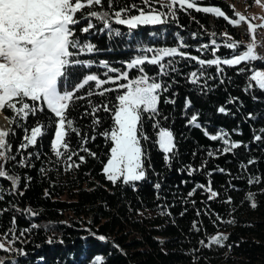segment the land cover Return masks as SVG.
<instances>
[{"label":"trees","instance_id":"1","mask_svg":"<svg viewBox=\"0 0 264 264\" xmlns=\"http://www.w3.org/2000/svg\"><path fill=\"white\" fill-rule=\"evenodd\" d=\"M131 3L139 6L141 0H117L116 7ZM160 4L156 0L154 6L159 8ZM202 4L220 7L230 18L234 17L233 6L227 0H202L198 6L203 7ZM94 23L97 28L87 35V39L99 51L81 58L91 59L95 64L91 69H70V73H76L75 77L70 76L72 84L87 72L100 74L103 79L106 70L100 66V61L123 71L131 60L142 55L151 56L153 53L144 51L148 48H179L183 42L187 45L182 49L184 52L211 59L214 58L211 48L203 53L197 49L216 39L220 45L216 55L225 59L235 53L223 46L226 43L224 33L241 45L237 52H242L248 44V34L239 32L223 18L194 9L178 10L176 19L169 18L168 23L161 25L129 29L126 25L113 23L112 28L121 33L119 36L98 31L102 24ZM176 61L177 73L158 78L169 85L159 105L167 119H158L161 126L174 133L178 155L171 167L166 165L164 153L156 143L155 121L148 119L146 114L144 131L149 139L142 143L147 153V179L137 182L135 190L119 182L113 185L103 173L111 143L100 133L112 127L111 114L97 113L102 121L99 128H94L91 116H84L85 110H90L92 105L108 103L112 107L120 92L94 95L90 98L91 105L88 100L78 101L69 112L80 128L81 136H96L87 144L82 143L81 137L71 136V149L85 156L87 161L79 169L65 172L63 164L55 162L50 148L55 131L52 126L36 148L27 150L35 152L38 149L40 158L33 156L31 167L17 166L21 155L16 153V148L23 142L24 127H34L37 119L41 122L50 117L55 119L47 109L36 118L30 117L27 125L16 127L15 135L7 138L16 161L8 162L7 167L20 177L19 191L23 195L13 194L9 190L10 182L0 179V185L4 187L3 199H0V241L5 234H9L10 241L13 232L17 237L13 251L0 250V259L5 264H92L96 257L103 258L105 264H264V92H248L246 83L250 73L239 72L240 68L261 67V63H242L235 67L221 65L223 73L214 66L204 68L206 75L213 77L208 80L210 87L205 94L188 81V75L200 66L180 57ZM145 67L149 75L156 76V66ZM129 75L137 77L140 73L133 69ZM87 90H81L78 95H84ZM254 95L258 98L254 99ZM186 97L192 101L187 114ZM169 98L174 99L175 104L164 102ZM232 98H238L237 102L230 103ZM221 106L229 110L228 114L218 112ZM0 113L4 118L13 115L7 109ZM193 113H199L202 128L188 124ZM250 113L254 118L249 117ZM205 130L211 134L227 132L230 139L240 142L242 147L230 154L209 157L207 152L215 151L221 142L210 140L205 136ZM256 135L262 139L254 140ZM82 146L96 153V158L80 151ZM73 159L79 162L78 157ZM249 161L255 163L249 164ZM202 164H206L202 171L192 176L187 174L189 165L200 168ZM42 168L46 170L44 173ZM254 178L259 182L250 183ZM209 181L218 193L215 199H208L209 194L202 189H197L193 197L187 196L196 185H207ZM156 183L161 184L159 190L154 187ZM249 194H254L256 207L251 206L253 201L248 199ZM28 209L37 215H30ZM229 220L234 223H227ZM217 234L228 236L223 247L201 245V240L207 244L209 238ZM101 235L105 241L98 239ZM49 239L53 243H49ZM20 250L25 254H19Z\"/></svg>","mask_w":264,"mask_h":264},{"label":"snow or ice","instance_id":"2","mask_svg":"<svg viewBox=\"0 0 264 264\" xmlns=\"http://www.w3.org/2000/svg\"><path fill=\"white\" fill-rule=\"evenodd\" d=\"M117 0H0V112L5 109L11 111V117L6 116L7 127H0V179L10 182L9 189L13 194L23 195L20 188V177L12 174L8 170V162L16 161V154L12 152V144L8 141L9 136L15 135L16 127L21 124L27 125L30 117L36 118L38 113H44L47 109L55 119L41 122L36 120L34 127H24L23 142L17 146L16 153L21 155L17 166L31 167L33 156L40 158V152H28L32 147L36 148L42 142V137L47 134L50 126L54 127V139L51 141L50 148L57 164H63L64 171L79 169L86 163V158L73 151L70 146V138L73 134L81 137L82 143L87 144L89 139L95 140L96 136H81L80 128L70 118L69 112L77 106L78 101L88 100L94 95L106 96L111 92H120L116 97L117 103L109 107L108 103L102 105H92L86 109L84 116L92 117L94 128H99L101 118L98 112L104 111L111 114L112 127L110 130L100 133L106 140L110 141V155L107 163L103 167L106 179L113 185L122 183L125 186H132L135 190L137 182L147 179V168L145 160L147 153L143 141H147L149 136L144 131V120L147 118L155 121L153 127L158 129L156 143L158 148L164 153L166 165L171 167L173 160L176 159L177 144L174 133L166 127L161 126L160 119H167L162 115L159 107L162 94L168 92L169 85L163 82L160 77L169 76L177 73L178 69L174 66L177 57L185 60L195 61L200 68L192 71L188 75L189 83L196 85L202 93L206 94L210 85L208 80L213 79L203 71L206 67H215L219 73H223L221 65L235 67L238 65L252 64L260 61L264 63V52H258V48H264V43L256 40L257 29L264 27V23L255 25L254 18L246 17L234 11V17L230 18L220 7L203 6L198 4L202 0H166L155 7L156 0H141L140 5L136 3L125 4L116 7ZM259 4L260 0H254ZM87 9V10H86ZM205 14H214L217 18H223L228 24L238 27L247 24V34L250 36V43L244 46L242 52L236 50L241 45L227 33L223 36L226 43L223 45L235 53L232 58L221 59L216 53L219 52L220 45L216 39H212L210 44L201 45L197 51L203 53L211 48L214 58L202 59L184 52L182 49L187 45L181 42L180 47H165L158 50L148 48L145 52L153 53L151 56L142 55L126 64L125 70L111 67L108 62L100 61V66L106 71L100 74L87 72L84 73L75 84L71 83L70 76L75 77L76 73H70V69L81 68L91 69L95 61L82 59L81 57L91 56L99 51L95 44L87 39V35L97 28L94 21H99L102 28L108 35L119 36L121 33L112 28V24L126 25L129 29H136L141 25H161L166 24L169 18L176 19L178 10H192ZM133 12L137 14H132ZM87 20L84 24L83 21ZM79 26V27H78ZM80 33L78 36L77 33ZM216 36V33L212 34ZM167 58V59H166ZM146 65L157 67L156 76H151L146 71ZM137 70L140 75L130 77L131 70ZM248 71V82L246 90L252 92H264V70L256 67L240 68L239 72ZM115 73L116 75H110ZM121 81H124L121 83ZM223 83V80H221ZM67 85V86H65ZM114 85L115 87H105ZM90 86V87H89ZM88 88L84 95L78 93ZM253 98H258L255 95ZM238 98H232L229 102L235 103ZM165 103L175 104L174 99H166ZM185 114L192 108V101L185 98ZM228 109L224 106L218 108V112L228 114ZM254 118V114H249ZM188 124L196 128H202L199 122V113H193L188 119ZM205 136L212 141H220L221 146L215 151H208L207 156L218 157L233 153L242 147L240 142L230 139L229 133L218 131L215 134L204 132ZM261 136H254V140L260 141ZM80 151L87 152L93 158L96 153L91 152L87 147H81ZM24 153H27L24 155ZM195 155V153H193ZM78 157L79 162L73 159ZM255 161H249V164ZM206 167L202 164L200 168L191 165L187 168V174L192 176ZM223 172L224 169H218ZM46 170L41 169L44 173ZM211 176V172L208 173ZM30 177L26 180L30 181ZM250 183L259 182L258 178L249 181ZM154 187L159 190L160 183ZM197 189H202L209 194L208 199H215L218 193L213 190L211 181L207 185L198 184L190 192L188 197L196 195ZM4 187L0 185V199H3ZM248 199L253 201L252 207H256L254 194H249ZM193 204L195 201H191ZM231 203V200L228 201ZM30 215H37L30 209L26 210ZM170 215V213H162ZM183 214V213H182ZM199 215V211L197 212ZM234 223V221H227ZM37 227V225H33ZM194 223V228H195ZM199 231V229H196ZM5 234L3 242H0V250L11 252L12 245L17 237L11 233V240ZM23 235V233H21ZM99 240L105 241L104 236H99ZM228 236L217 234L209 238V242L201 240V245L211 247L217 245L224 246ZM53 243L51 239L48 241ZM62 242V241H61ZM5 243L8 246H5ZM163 243V242H162ZM118 247V246H117ZM231 247V245H229ZM19 254H25L22 250ZM0 264H5L0 259ZM92 264H105L101 257L92 260Z\"/></svg>","mask_w":264,"mask_h":264},{"label":"rangeland","instance_id":"3","mask_svg":"<svg viewBox=\"0 0 264 264\" xmlns=\"http://www.w3.org/2000/svg\"><path fill=\"white\" fill-rule=\"evenodd\" d=\"M227 1L233 6V9L235 10V12L243 14L249 18H254L252 22L255 25H260L261 23H264V0H260L259 4L254 3V0H227ZM159 2H161L163 4L166 2V0H159ZM202 6H214V5L202 4ZM214 7H217V6H214ZM245 25L247 26L246 23H245ZM259 30L261 32H264V27L259 28ZM238 31L241 32L239 29H238ZM252 67H254V66H252ZM256 68H258L259 70H264L263 67H256ZM1 116L4 119V122L2 125L0 124V127H7V121L5 120V118L2 114H1ZM53 139H54V136H53ZM106 163H107V161H106ZM0 242H3V241H0ZM5 246L7 247L8 244L5 243Z\"/></svg>","mask_w":264,"mask_h":264},{"label":"bare ground","instance_id":"4","mask_svg":"<svg viewBox=\"0 0 264 264\" xmlns=\"http://www.w3.org/2000/svg\"><path fill=\"white\" fill-rule=\"evenodd\" d=\"M237 29H239L241 31V33H246L247 34V26L245 24H242L241 26H238ZM259 30V28L257 29ZM257 35H256V40L257 41H264V32H260V31H257ZM250 36L248 34V43H250ZM257 51L259 52V49H257ZM260 62V61H259ZM261 63V67L264 68V63L260 62ZM4 122V119L3 117L0 116V124L2 125Z\"/></svg>","mask_w":264,"mask_h":264},{"label":"built area","instance_id":"5","mask_svg":"<svg viewBox=\"0 0 264 264\" xmlns=\"http://www.w3.org/2000/svg\"><path fill=\"white\" fill-rule=\"evenodd\" d=\"M257 31H260V30H257ZM258 42L264 43V41H258ZM258 49H259V52H264V48H258Z\"/></svg>","mask_w":264,"mask_h":264}]
</instances>
